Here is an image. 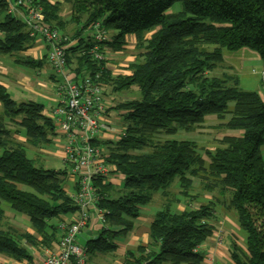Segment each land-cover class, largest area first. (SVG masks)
Masks as SVG:
<instances>
[{"label": "trees", "instance_id": "obj_1", "mask_svg": "<svg viewBox=\"0 0 264 264\" xmlns=\"http://www.w3.org/2000/svg\"><path fill=\"white\" fill-rule=\"evenodd\" d=\"M178 1L182 10L169 13ZM33 2L47 26L65 34L76 25L70 41L78 42L66 49L76 79L89 75L106 94L109 88L140 93L114 108L124 128L118 140L92 141L105 147L102 157L121 186L92 176L103 227L85 246L87 264L113 256L155 196L160 204L149 242L128 251L123 264H203L201 249L215 239L218 214L235 216L245 233L243 245L230 240L231 263L264 264V99L242 91L237 76L216 74L225 50L247 48L264 61V0H64L73 5L71 21L61 16V2ZM0 14L1 55L36 70L50 64L48 55L40 61L22 55L34 40L22 20L7 13L6 0H0ZM97 22L111 33L102 49L106 44L121 52L128 36L136 38L139 54L128 74L114 75L93 58V39L83 36ZM208 116L221 122L207 125ZM219 128L241 134L201 149L174 138ZM58 134L44 104L18 102L0 84V256L17 263H33L34 248L51 249L63 235L64 218L79 210L66 190L68 170L47 168L33 153L53 147ZM9 212L28 218L32 232L8 224Z\"/></svg>", "mask_w": 264, "mask_h": 264}, {"label": "built area", "instance_id": "obj_2", "mask_svg": "<svg viewBox=\"0 0 264 264\" xmlns=\"http://www.w3.org/2000/svg\"><path fill=\"white\" fill-rule=\"evenodd\" d=\"M6 2L7 13L22 20L29 37L48 45V61L60 78L57 85L58 105L53 109L51 117L64 137L63 161L71 165V176L77 178L78 191L73 199L79 208L78 219L61 225L63 235L57 248L44 250L41 264H87L86 248L78 244L77 238L90 222L86 209L95 207L92 176L100 175L109 180L116 175L115 168L102 157L105 147L92 142L111 129L103 120L108 108L106 93L89 75L76 79L68 70L66 49L73 42L59 30L46 25L45 16L32 0ZM89 32L94 42L91 50L93 58L105 61L101 47L109 39L108 32L102 29L101 22L95 23ZM218 236L219 233L215 237Z\"/></svg>", "mask_w": 264, "mask_h": 264}, {"label": "rangeland", "instance_id": "obj_3", "mask_svg": "<svg viewBox=\"0 0 264 264\" xmlns=\"http://www.w3.org/2000/svg\"><path fill=\"white\" fill-rule=\"evenodd\" d=\"M61 3H62L61 16L64 18V20L71 21V17L73 14V5H71L70 3L64 2V0H61ZM180 10H182V4L180 1H178L174 5V8L170 10L169 13L177 12ZM70 24L68 25L65 34L63 32H60V31L59 32L63 34L64 36L68 37L69 40L70 39L72 40V35L76 29V25L71 26ZM87 32L88 31L85 32L84 37L85 36L87 37ZM108 37L109 38L111 37V33H108ZM150 37H151V34H148L146 38L148 39ZM126 40H127L126 47L121 52L113 51L106 44L103 48V55L106 58L105 66L107 69L111 70L114 75L128 74L130 72L129 66L133 62H135L137 55L139 54V51L136 48V45H137L136 38L133 36H128ZM208 49L212 50L213 47H208ZM9 62L13 65L12 61H9ZM222 65L224 68H219L216 71L217 75L226 73V74L237 76L239 79V88L242 91H246V92L258 91L261 94V96L262 95L264 96V85H263L264 61L261 59V57L256 52L250 49H247V48H243L238 51L225 50L224 51V63ZM18 66H21V65H18ZM22 68L25 71L32 73L33 75H35L37 72L35 68L29 65H22ZM17 91L20 92L21 90L17 89ZM107 93L108 94H105V95H106V106L108 108L106 109V113L104 115L106 117L104 123L110 128L111 127L113 128L114 124H116V126L118 125L119 127L121 126L120 123L118 124V121L115 119L112 120V118H110V115L108 114L114 115L115 114L114 108L124 101L139 99L140 93L138 92L136 88L130 90L129 92H124L122 94L112 93L111 89L109 88ZM39 101L43 102L45 107H47L46 105H49L47 98L45 99L41 98V100ZM206 120H207L206 121L207 125H213L216 123L219 124L221 122L218 120L216 116H208ZM239 134H241V132L239 131H232V130L225 131L219 128V129H208L207 133L206 132L201 133V134L197 133L196 134L197 136L193 135L192 133H184V132L181 133L180 132L174 138L177 140L195 141L197 142V144L199 145L201 149V147H215L216 146L215 141H217V139L223 138L224 135L227 136V135H239ZM207 137H211L212 140L211 138H207ZM163 139H167V137L163 135L161 137V140ZM33 153L39 154L40 158L41 156L44 157L45 160L44 159H41V160L43 161V164L45 165V167L50 168V169L54 168L57 170L67 169L68 173L71 172V167L66 166L63 160L61 161L60 159L57 158L58 151L56 148L54 149V147H50V148L42 150L41 153L35 150ZM61 153H63V151ZM196 186H197V190H195L194 193H198L199 182H196ZM156 197L157 196L154 197L155 200H156ZM155 200L150 206L142 208L141 217H145L147 215L154 216L159 211V208L157 206L160 204L159 198H157L156 200L157 202H155ZM193 206L198 208L199 204H194ZM4 208L8 210L9 205L4 204ZM181 208H183V205L181 206ZM6 215H7L8 224L19 229L21 232L28 231L30 226H29V222L26 221L25 216L23 217L21 215L10 213V212ZM149 216L147 218H149ZM145 219L138 221L136 226H140L143 222H145V226L148 227L149 220L146 219L147 221L146 222ZM216 225L218 226L216 235L219 233V236L215 237V239L211 240V242L208 241L206 243L207 245L212 244V248H215L214 249L215 251H213L214 255L210 253L208 257L209 260L206 258L207 260H205L203 264H232L230 261L229 254H228V246H229L230 240H232V238L234 237V239L238 241L240 245H243L245 233L240 230L237 224V220L235 216L233 215L226 217L223 214H218V221H216ZM128 236H130V234ZM125 240L126 239H123L121 241H125ZM121 241H117V242H121ZM206 244H204V247H206L205 246ZM121 250H124V249H121ZM201 250H205V249H201ZM123 260L124 259L117 261V264H123ZM108 262H107V259H105L99 264H115L116 259H113L112 262L110 261Z\"/></svg>", "mask_w": 264, "mask_h": 264}, {"label": "crops", "instance_id": "obj_4", "mask_svg": "<svg viewBox=\"0 0 264 264\" xmlns=\"http://www.w3.org/2000/svg\"><path fill=\"white\" fill-rule=\"evenodd\" d=\"M48 1L52 4L61 2V0H48ZM3 18L4 15L0 14V21ZM71 26H73V24ZM0 37H2L1 33H0ZM87 37H90L89 31L87 32ZM87 37L85 36L84 38ZM77 42L78 40L73 41V44L75 45L77 44ZM47 47L48 45L45 42L34 41L33 48H31L27 52L22 53V55L32 58L36 61H40L41 59H43L44 56L48 55ZM9 61H12L13 65ZM59 83H60V78L57 77L56 73L54 72L50 64H47L46 67H44L41 70H37L36 74L33 75L32 73L25 71L22 68V66H18L16 64L15 58H12L10 56H4L1 55L0 53V84L5 86L9 90L14 100L18 102L26 101V100H35L39 103L44 104L39 100H41V98L43 99L47 98L49 105H46L47 107H45V114L51 116L53 109L58 105L57 85ZM17 89L21 91L18 92ZM262 98L264 99L263 95ZM108 115H110V118H112V120L114 119L117 120L118 124L120 123L121 125V118L118 116L116 111L114 115L111 114ZM105 119L106 117L104 116L103 120L105 121ZM123 129L124 128L122 125L118 127V125L116 126V124H114V127L113 128L111 127L110 131L104 132V135L101 138H98V141L103 142L108 140L109 141L118 140V138L123 133ZM53 143H54L53 145L54 149L56 148L58 151L57 158L62 161L64 158L63 153H61L65 144L64 137L61 134L60 135L58 134L57 138L54 139ZM262 155L264 159V149L262 150ZM66 165H69L71 167L70 164H66ZM69 174H70L69 175L70 178L66 190L70 196H74L78 191L77 178H73L71 176V172ZM109 180H111L112 183L115 184L117 187L121 186V180L118 179L116 175L115 177ZM86 211L90 216V222L88 227L84 229L83 232L77 238L78 244L83 247L86 246L88 241L96 239L103 227L102 217L100 216L97 208H95L94 206H90L88 209H86ZM148 216L149 215L145 217H141L139 219V221L145 218L148 219L149 220L148 227L145 226V222H143L140 226H136L137 228L135 227L134 231L130 234V236H128V238L127 237L125 238L126 239L125 241L117 242L118 250L114 253L113 256L99 257L101 262L104 261L105 259H107V262L108 261L112 262L113 259H116L115 264H117V261L124 259L128 251L135 250L140 245L142 246L147 245L149 242L150 226L153 221V216H149V218H147ZM25 219L26 221L29 222L28 218L25 217ZM77 219H78V213L64 218L65 222H67L68 224L75 222ZM28 231L32 232L30 227ZM60 239L61 236L59 237V240L52 245L51 250H55L57 248ZM209 242H211V240ZM205 246L206 247H204L203 245L202 249H205L203 251L206 254V258L209 257L210 253L214 255L213 251H215L214 250L215 248H212V244H208V245L206 244ZM31 252L33 255V263L31 264H41L43 260L44 249L34 248L33 250H31ZM0 264H27V263H17L7 257L0 256Z\"/></svg>", "mask_w": 264, "mask_h": 264}]
</instances>
